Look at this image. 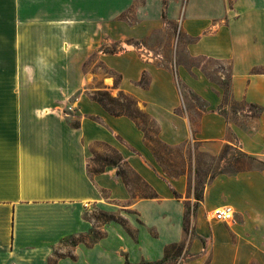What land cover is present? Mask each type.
Listing matches in <instances>:
<instances>
[{
  "label": "crops",
  "instance_id": "1",
  "mask_svg": "<svg viewBox=\"0 0 264 264\" xmlns=\"http://www.w3.org/2000/svg\"><path fill=\"white\" fill-rule=\"evenodd\" d=\"M160 2L143 0L136 10L138 21L131 24L116 18L134 0H0V264H48L64 238L91 228L84 212L98 199V191L87 172L88 153L82 139L116 146L113 132L130 145L120 152L156 194L135 203L144 223L138 227L140 254L131 250L128 235L114 230L92 247L78 250L76 260L62 259L57 264H96L94 260L119 264L124 260L110 251L117 252L118 247L130 250L132 257L142 253L150 256L148 261H156L163 257L164 246L177 241L180 211L171 198L175 191L141 161L142 132L136 124L128 117L110 114L91 98L85 109L103 124L88 120L82 128H74L66 123L62 106L67 94L61 72L71 70L79 77L82 65L97 49L98 22L105 25V35L140 40L161 26ZM166 9L189 39L186 53L192 58L227 63L229 97L258 109L246 126L230 121L220 112L221 86L210 82L198 66L179 64L180 80L210 104L200 116L195 136L211 151H218L223 143H234L231 135L242 151L261 154L264 0H169ZM143 55L126 51L122 55L104 54L102 59L121 74L122 86L146 103L164 141L173 144L193 136L189 119L175 113L182 97L170 74ZM144 71L151 73L146 88L140 86ZM261 180L264 177L254 173L230 180L237 195L227 202L257 218L254 222L248 219L234 234L220 223L207 227L197 218L199 238H211L208 264H264ZM212 188L206 189V199ZM156 197L168 200L163 203L166 207ZM150 227L160 231L158 237L148 233ZM199 238L193 240L195 253L204 249Z\"/></svg>",
  "mask_w": 264,
  "mask_h": 264
},
{
  "label": "rangeland",
  "instance_id": "2",
  "mask_svg": "<svg viewBox=\"0 0 264 264\" xmlns=\"http://www.w3.org/2000/svg\"><path fill=\"white\" fill-rule=\"evenodd\" d=\"M169 0H161L158 17L161 26L143 39H121L105 35V25L97 24V49L82 65L74 76L71 70L61 72L64 81L66 99L63 102V111L66 123L74 128H82L83 123L95 120L103 124L98 116L89 115L85 107L89 99L97 93H104L113 99L111 103L115 110L126 106L128 117L142 132L139 152L141 161L154 173L167 182L172 193V204L176 202L179 225V236L176 242L170 243L164 249V255L156 261H148L150 256L144 254L136 257L118 247L112 253L121 256L119 264H208L210 259V237H200L196 231V220L210 227L213 224H222L231 234L239 227H244L247 220L254 222L257 218L249 216L247 211H237L227 201L237 193L233 189L234 183L230 180L242 174H260L264 177V149L261 154H250L242 151L230 135L233 144L223 143L218 151H211L204 142L195 136L198 130L200 116L207 112L210 104L192 91L177 76L179 64L186 67L198 66L204 70L210 82L215 83L224 90L220 112L225 113L230 121L246 126L250 119L256 117L258 109L244 102L233 101L228 91L229 66L225 62L205 58H192L186 53V42L189 40L180 30L178 20L168 17L166 6ZM162 3V4H161ZM143 5V0H134L133 5L121 13L116 19H125L134 24L138 21L136 10ZM126 51L144 53L143 57L158 69L167 70L172 82L182 97V102L175 113L186 116L191 122L193 136L177 143L164 141L160 134L157 121L148 111L146 103L130 90L122 86L121 74L110 68L102 56L104 54L122 55ZM81 85H77L79 81ZM151 81V73L144 71L141 75L140 86L146 88ZM77 85V86H76ZM98 96V94H97ZM116 146L102 140H83L88 153L87 172L96 184L98 196L93 204L84 212V217L91 223V228L84 233H77L64 238L53 250L48 264H57L62 259H77V251L92 247L95 243L108 237L109 232L118 230L120 234L128 235L132 240L135 252L141 250L138 227L144 225L142 218L135 209V203L149 199L156 194L153 188L129 165L120 152V148H130L124 138L113 132ZM132 147V146H131ZM133 150H135L132 147ZM120 174L115 171L118 166L111 165L109 161L119 160ZM101 169L95 172V169ZM90 170V171H88ZM104 173L98 177V173ZM264 180H261V182ZM260 182V180H258ZM211 186L209 197L205 198L206 189ZM230 187L231 190H228ZM124 190V195L121 194ZM236 193V194H235ZM161 204L167 202L165 198H155ZM167 204V207L173 205ZM224 205L231 206L234 214L228 220L214 219L213 214L217 208ZM166 207V205H162ZM117 228V229H115ZM237 228V229H236ZM151 236L158 237L160 231L155 227L147 229ZM113 233V232H112ZM201 238L204 241L203 250L198 253L192 251L193 240ZM207 245V246H206ZM166 249L168 250L167 257ZM96 264H114L108 260H94ZM255 264V263H251Z\"/></svg>",
  "mask_w": 264,
  "mask_h": 264
},
{
  "label": "trees",
  "instance_id": "3",
  "mask_svg": "<svg viewBox=\"0 0 264 264\" xmlns=\"http://www.w3.org/2000/svg\"><path fill=\"white\" fill-rule=\"evenodd\" d=\"M98 94V96H97ZM93 96V99H95L97 102H99L110 114H113V115H120V114H126V115H129L130 113L127 111L128 108H126V106H120L119 109L115 110L113 108V106L111 105L112 102H114L113 99L109 98L106 94L104 93H97ZM119 162H120V159L119 160H113V161H109L108 165L111 164V165H114V166H118L119 165ZM90 171V170H89ZM95 172H100L101 169H95L93 170ZM116 173L119 175L120 174V169H119V166H118V169L116 170ZM167 253H168V250L166 249V255L164 257V259L167 257ZM146 264H149V263H146Z\"/></svg>",
  "mask_w": 264,
  "mask_h": 264
},
{
  "label": "built area",
  "instance_id": "4",
  "mask_svg": "<svg viewBox=\"0 0 264 264\" xmlns=\"http://www.w3.org/2000/svg\"><path fill=\"white\" fill-rule=\"evenodd\" d=\"M233 214H234V210L232 209V207L228 205H224L216 209V211L213 214V217L215 219L228 220L233 216Z\"/></svg>",
  "mask_w": 264,
  "mask_h": 264
}]
</instances>
